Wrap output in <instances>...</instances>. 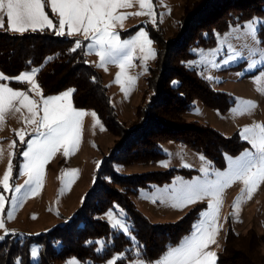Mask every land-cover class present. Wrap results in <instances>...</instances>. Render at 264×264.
Segmentation results:
<instances>
[{"label": "trees", "instance_id": "16d2710c", "mask_svg": "<svg viewBox=\"0 0 264 264\" xmlns=\"http://www.w3.org/2000/svg\"><path fill=\"white\" fill-rule=\"evenodd\" d=\"M261 14L264 0H200L192 13L186 11L173 38H166L160 27H149L157 45V62L148 77L150 101L139 109L132 129L118 118L102 74L88 62L85 40L56 35L50 29L14 33L0 28V70L9 78L6 82L10 86L27 89V83L13 78L37 70L36 80L44 96L71 88L75 107L94 110L118 138L104 156L94 186L73 217L39 235L4 236L0 241V264H57L68 258L86 264H133L136 260L151 263L190 235L205 204L196 205L175 222L153 223L131 197L141 188L166 185L179 176L191 177L196 173L194 169L174 167L132 179L133 175H121L118 168L159 162L166 157L160 144L170 140L203 153L219 168L226 166L225 154L236 156L248 146L238 133L226 137L209 125L185 121L194 100L223 113L234 104L229 93L215 90L186 63L195 57L193 48L213 46L231 25ZM259 37L264 45V26ZM76 40L82 46L72 51ZM114 205L127 213L132 236L112 228L101 217ZM260 239L252 231L242 234L228 228L217 264H264V235ZM34 242L40 246L36 263L30 254Z\"/></svg>", "mask_w": 264, "mask_h": 264}, {"label": "rangeland", "instance_id": "374dc122", "mask_svg": "<svg viewBox=\"0 0 264 264\" xmlns=\"http://www.w3.org/2000/svg\"><path fill=\"white\" fill-rule=\"evenodd\" d=\"M199 2L200 0H153L155 23L152 22L151 17L146 15H130L123 21L122 28H116V32L121 40L132 39L140 31L146 32L148 38L152 41L150 47L155 52L154 58L150 57L145 60L143 57L147 54V46L144 52H141L139 47H137L131 60V66L126 67L121 76L122 83L115 82L117 73L120 72L117 64L109 63L106 65L105 70V68L99 66L100 57L96 52H88L87 49L88 62L95 66L102 74L108 87L111 103L115 107L118 118L124 122L127 128L132 129L136 126L139 109H142L150 101L151 91L148 89V77L150 75V68L155 66L157 62V45L150 34L149 27H160L166 38H173L179 31L181 20L186 11L192 13ZM45 11L49 15V18L53 20L54 25H57L58 17L52 13L50 6H47ZM137 11H141V9L138 4H133L129 9H118L117 13H135ZM254 19L261 22L255 25L256 39L261 41L259 30L264 26V14L256 15L244 22L231 25L227 31L217 37V42L213 46L193 48L195 57L186 63L188 68L195 69L198 75L207 80L215 90L229 93L234 100V104L227 112L223 113L217 109L207 107L199 99L194 100L191 103V107L185 113V121L209 125L226 137L238 133L248 146L236 156L225 154L226 166L219 168L203 153L197 152L185 144L170 140L161 142L160 146L166 157L159 162L151 165H127L118 168V172L121 175H133L132 179L135 176L174 167L194 169L196 171L188 179H185L183 176L176 177L172 184L169 183L170 185L155 186L153 189L141 188L136 196L131 197L137 209L144 213L151 222H175L199 204H205L201 213L211 211L208 208L209 198L187 205L180 210L171 206L175 203L173 195L183 184L194 182L198 178L200 180L215 179L214 174L216 172L229 171L233 160L240 158L246 152L255 151L243 135L245 128H253L256 124L264 125V92L259 90L264 89V79L257 83V77H264V71L260 70L264 69V63L258 64L256 68L248 67L250 59H261L259 55L249 58V49L252 47L264 48L262 43L256 45L253 39L246 34L245 26ZM5 26L8 28L7 17ZM28 31L32 32L33 30L28 29L24 32ZM67 31V26H65L66 36H68ZM68 37L85 40L82 34ZM230 45L231 49H234L240 55L236 60L224 64L223 61L227 59L231 51ZM31 72L33 70L22 73ZM0 74H3L1 70ZM36 74L33 79L38 84ZM128 76L136 78L131 85L127 83ZM0 83H5L9 87H12L6 80L0 81ZM122 84L125 90H122ZM12 88L14 90L28 91L30 85L28 84L27 89ZM40 89L42 90L41 87ZM70 90L72 89L69 88L58 94L43 96H59ZM29 95L32 99L40 100V97L34 92H30ZM69 100L75 109L86 113L81 118V131L78 143L70 150V154L67 157L63 155V148H60L53 154L45 165L44 177L39 191L28 196L23 201H17L14 209L11 197L23 195V191L26 190H22L19 194L14 192L16 186L24 185L25 181L29 178L26 170L21 174L23 165L26 163L22 152L27 150L26 141L34 138L35 133L33 132V128L36 125L25 124L23 117L30 115L26 109L22 108L20 113L5 114L4 125L0 128V180L3 179L10 161L13 168L9 178V190L4 191L3 185L0 184V194L8 198L5 213L0 214V217H3L8 211H13L14 218L11 220L6 219L5 226L10 233L18 234L19 237L24 235H39L51 230L58 224L69 221L82 206L87 192L94 186L96 174L104 156L110 153L111 148L118 141V138L107 129L94 110L76 108L72 95L69 97ZM246 101L255 102V107L246 105L244 103ZM93 112L96 114L95 117L92 115ZM42 114L40 112V115ZM38 119L39 117H37ZM18 131L23 135L25 142L20 141V137L17 135ZM13 142H15L14 146L10 147ZM201 169H207V175ZM70 170L78 171L73 173ZM69 181L71 182L69 183ZM244 188L243 181H236L226 188L222 194V203L217 219L218 234L215 236L216 243L210 245L209 249H207L216 253V264L217 255L224 247L228 228H233L242 234L252 231L259 237V240L264 235V182L259 184L257 189L254 190L251 198H248V194L245 192L239 208L234 209L233 204L237 200V197L241 196L242 189ZM62 189L63 192H61ZM101 217L112 228L124 232L128 236H132V225L128 220L127 213L120 206L114 205L103 213ZM200 218L196 223L199 222ZM117 220L127 228V231L121 227L114 226ZM191 234L186 236L180 244L172 248L179 247L186 238H190ZM0 236H5L3 229H0ZM262 247L264 250V245ZM33 249H36L35 256L32 254ZM168 251L169 249L164 255ZM30 254L32 262L36 263L39 261V244L34 242L31 245ZM141 261L136 260L133 264H138ZM156 261L151 263L142 262L143 264H156ZM73 262L75 264H86L77 260V258H68L57 262V264H73Z\"/></svg>", "mask_w": 264, "mask_h": 264}, {"label": "snow or ice", "instance_id": "6c2138e0", "mask_svg": "<svg viewBox=\"0 0 264 264\" xmlns=\"http://www.w3.org/2000/svg\"><path fill=\"white\" fill-rule=\"evenodd\" d=\"M133 4H138L141 11L117 13L118 9H129ZM47 6H50L52 13L58 17V25H54L53 20L46 13ZM130 15H146L151 17L152 22L155 23L153 0H0V28L4 27L5 16L8 28L15 32H24L28 29L33 31L50 29L54 30V34L63 36L65 35V26H67L68 36L82 34L84 39L89 41L86 45L88 52H96L100 57V67L106 70V65L109 63L119 66L120 72L115 78L116 83H122L121 76L125 68L131 66V60L137 47L141 52H144L147 46V54L143 59L155 57V52L150 47L152 41L146 32L140 31L136 37L128 40H121L117 34L116 28H122L123 21ZM257 23L261 22L254 19L248 22L245 29L246 34L253 39L256 45H259L261 41L256 39L255 25ZM81 46V41L76 40L72 51ZM229 47L231 49V45ZM239 55L234 49H231L223 63L228 64L236 60ZM257 55L261 59H250L249 68H256L258 64L264 63V48L252 47L249 49V58ZM260 70L264 71V69ZM36 71L21 73L13 78L19 83L29 84L28 91L14 90L7 84L0 83V128L4 125L6 113H20L22 108L30 114L23 117L25 124L36 125L33 128L34 138L26 141L27 150L22 152L26 163L23 165L21 174L26 170L29 178L24 185L16 186L14 192L19 194L22 190H26L23 191V195L11 197L13 209L17 201H23L39 191L45 165L55 152L63 148V155L69 156L70 150L76 146L80 139L81 118L86 115L84 111L75 109L69 100L74 90L59 96L44 97L40 86L33 79ZM8 79L0 74V81ZM135 79V77L128 76L127 83L131 85ZM262 79L264 77H257V83ZM122 90H125L123 84ZM259 90L264 92V89ZM30 92H34L40 97V100L30 98ZM244 103L255 107L253 101ZM40 112L43 114L40 115ZM92 115L96 116L94 112ZM37 117H39L38 120ZM17 135L21 142H25L20 131L17 132ZM243 135L255 150L254 152H246L240 158L233 160L229 171L216 172L215 179L200 180L198 178L194 182L183 184L175 191L173 195L175 203L171 206L182 210L187 205L209 198L208 208L211 211L202 212L199 222L193 225L190 238H186L179 247L170 248L164 256L156 261V264H216V253L207 249L216 243L217 219L222 203V194L232 183L243 181L245 188L242 189L241 196L237 197L233 204V208L238 209L244 193L247 192L248 198H251L254 190L264 182V125L256 124L253 128H245ZM14 144L15 142L10 147ZM12 168L13 165L10 161L3 179L0 180L4 191L9 190ZM70 171L75 173L78 170ZM201 171L207 175V169H201ZM7 199L0 194V214L5 213ZM13 218V211H8L3 217H0V229L4 230L5 236L13 234L5 226V220ZM114 226L127 231V228L118 220ZM4 238V236H0V240ZM32 254L36 255V249L32 250ZM110 264H114V261ZM138 264H143V262H138Z\"/></svg>", "mask_w": 264, "mask_h": 264}, {"label": "crops", "instance_id": "0c3cea01", "mask_svg": "<svg viewBox=\"0 0 264 264\" xmlns=\"http://www.w3.org/2000/svg\"><path fill=\"white\" fill-rule=\"evenodd\" d=\"M5 20H6V17H5ZM57 22V21H56ZM58 25V24H57ZM3 29H7V30H9L6 26H5V24H4V27H3ZM10 31V30H9ZM15 33V32H14ZM86 41V40H85ZM87 43H88V40L86 41V45H87ZM86 53H87V47H86ZM87 55V54H86ZM181 177V176H180ZM185 178V177H184ZM176 179V178H175ZM175 179H174V181H175ZM185 179H188V178H185ZM174 181H172L170 184H172ZM170 184H166V185H170ZM166 185H163V186H166Z\"/></svg>", "mask_w": 264, "mask_h": 264}]
</instances>
